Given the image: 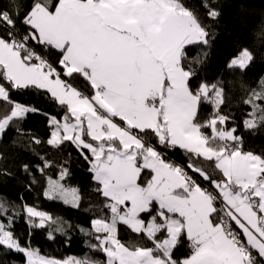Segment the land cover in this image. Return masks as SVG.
<instances>
[{
	"label": "snow or ice",
	"instance_id": "snow-or-ice-1",
	"mask_svg": "<svg viewBox=\"0 0 264 264\" xmlns=\"http://www.w3.org/2000/svg\"><path fill=\"white\" fill-rule=\"evenodd\" d=\"M20 7L19 0L0 7V100L12 104L0 117V137L13 120L39 111L11 101V90H44L65 109L62 119L49 117L47 142L91 153L84 159L110 216L94 219L89 234L107 259H47L3 223L0 245L26 253L27 264H264V155L245 151L228 126L223 88L192 83L188 46L209 45V27L183 0H31L22 16ZM204 7L209 17L220 15ZM48 49L59 53L54 62ZM252 60L242 49L229 67ZM78 78L90 92L74 86ZM244 102L253 109L245 127L264 126V79ZM205 103L214 111L202 120ZM169 149L190 154L186 167L166 158ZM45 195L79 206L78 190L59 181L50 180ZM7 203L0 201V214ZM27 212L39 218L37 227L57 222L36 208ZM121 225L152 246L121 242ZM182 237L191 253L180 259L174 250Z\"/></svg>",
	"mask_w": 264,
	"mask_h": 264
},
{
	"label": "trees",
	"instance_id": "trees-1",
	"mask_svg": "<svg viewBox=\"0 0 264 264\" xmlns=\"http://www.w3.org/2000/svg\"><path fill=\"white\" fill-rule=\"evenodd\" d=\"M183 2L214 34L207 46H188V62L195 71L192 83L206 82L223 88L224 104L221 105V112L230 116L228 126L236 127L237 134L243 138L245 151L264 155V126L249 129L244 125L253 111L251 105L244 101L264 79V0ZM9 3L10 0H0V7H7ZM19 3L22 16L27 10L25 5H30L31 0H19ZM205 3H210L220 15L214 19L209 17ZM242 49L252 52L253 60L244 69L229 67L230 61ZM203 53H207L203 62H196V58ZM45 55L52 62L59 58L58 51L52 49H48ZM75 86L90 92V85L83 78H78ZM10 100L35 107L39 111L28 113L23 119L13 120L6 133L0 137V201L8 202V213L0 214V223L13 232L23 247L38 250L42 256L58 260L73 257L105 261V254L91 247L97 241L89 234L94 219L110 216L104 207L107 201L97 191L99 185L93 179L89 162L84 159V155L91 159V153L85 149L82 154L81 148L70 141L59 146L47 142L53 131L49 117L62 119L65 109L46 91L11 90ZM11 107L9 102L0 100V117L9 114ZM213 111V105L205 103L200 118L207 119ZM34 138L40 143H35ZM166 153L184 166L190 162V154L183 149H169ZM204 164L209 165V162L205 161ZM65 169L68 175L61 180L60 174ZM50 180L77 189L79 206L45 195ZM27 207L46 212L57 222H46L44 227H37L39 218L30 217ZM119 238L125 244L152 246L142 235H137L123 225L120 226ZM174 252L180 259L190 255L186 238H181ZM0 264H27V257L22 252L0 245Z\"/></svg>",
	"mask_w": 264,
	"mask_h": 264
},
{
	"label": "built area",
	"instance_id": "built-area-1",
	"mask_svg": "<svg viewBox=\"0 0 264 264\" xmlns=\"http://www.w3.org/2000/svg\"><path fill=\"white\" fill-rule=\"evenodd\" d=\"M34 46H35V45H34ZM37 50H39V49H37ZM165 155H166V158H167L170 162H173V163L178 164V165H180V166H184L183 164L178 163V162H176L175 160H173L172 158H170V157L168 156L167 153H165ZM185 167H186V166H185ZM189 174H190V175H194V178L197 179L198 182H200V183H202V184H207V183H204L203 181H201L200 179H198L197 176H196L195 174H193V173H191V172H190ZM189 250H190V252H191L190 247H189Z\"/></svg>",
	"mask_w": 264,
	"mask_h": 264
},
{
	"label": "rangeland",
	"instance_id": "rangeland-1",
	"mask_svg": "<svg viewBox=\"0 0 264 264\" xmlns=\"http://www.w3.org/2000/svg\"><path fill=\"white\" fill-rule=\"evenodd\" d=\"M25 255H26V253H24ZM40 255V254H39ZM40 256H42V255H40ZM26 257H27V255H26ZM43 257H45V256H43ZM45 258H47V259H53V258H49V257H45ZM71 258H73V257H70V258H67V259H64V260H58V259H53V260H57V261H61V262H63V261H66V260H69V259H71Z\"/></svg>",
	"mask_w": 264,
	"mask_h": 264
},
{
	"label": "crops",
	"instance_id": "crops-1",
	"mask_svg": "<svg viewBox=\"0 0 264 264\" xmlns=\"http://www.w3.org/2000/svg\"><path fill=\"white\" fill-rule=\"evenodd\" d=\"M57 51V50H56ZM75 86V85H74Z\"/></svg>",
	"mask_w": 264,
	"mask_h": 264
}]
</instances>
